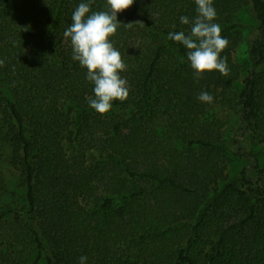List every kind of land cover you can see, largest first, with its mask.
I'll use <instances>...</instances> for the list:
<instances>
[{
    "label": "trees",
    "instance_id": "trees-1",
    "mask_svg": "<svg viewBox=\"0 0 264 264\" xmlns=\"http://www.w3.org/2000/svg\"><path fill=\"white\" fill-rule=\"evenodd\" d=\"M87 2L0 0V150L26 186L25 204L12 207L0 181V264H79L81 256L86 264H264V185L246 169L239 186L224 159L230 150L260 167L264 0H213L229 74L199 80L187 50L168 38L190 31L195 0H134L117 13L133 26L109 38L129 95L103 115L87 103L94 84L64 37ZM247 4L257 24L253 71L236 91L238 13ZM108 9L106 0L90 4ZM204 91L211 104L198 99ZM219 107L237 116L228 136ZM80 138L100 152L90 167L69 156Z\"/></svg>",
    "mask_w": 264,
    "mask_h": 264
},
{
    "label": "clouds",
    "instance_id": "clouds-1",
    "mask_svg": "<svg viewBox=\"0 0 264 264\" xmlns=\"http://www.w3.org/2000/svg\"><path fill=\"white\" fill-rule=\"evenodd\" d=\"M93 2L94 0H88L87 3L79 4L72 14V23L65 30L64 37L70 38L72 59L87 70L86 78L94 84V98L88 97L87 103L98 114L103 115L112 109L113 101H124L129 95L127 81L120 75L127 66L109 38L116 34L120 25L127 28L133 26L134 23L118 22L117 13L129 9L134 0H106L109 6L107 11L90 12V4ZM195 4L197 15L191 21L190 31L170 32L168 38L179 42L187 50V60L197 80L203 78V74L213 71L227 76V57L222 58L221 53L229 41L221 35V26L214 22L217 13L213 0H195ZM180 22L190 24L187 16H181ZM3 65L4 61L0 60V66ZM198 99L211 104L214 98L204 91ZM86 262L87 257L81 256L79 264Z\"/></svg>",
    "mask_w": 264,
    "mask_h": 264
},
{
    "label": "rangeland",
    "instance_id": "rangeland-1",
    "mask_svg": "<svg viewBox=\"0 0 264 264\" xmlns=\"http://www.w3.org/2000/svg\"><path fill=\"white\" fill-rule=\"evenodd\" d=\"M238 22L241 25L240 31L242 39L234 51L233 59L235 63L242 68V74L240 79L236 82V91L243 86L244 80L253 71V60L250 56V44L257 35V24L249 4L244 6L238 13ZM214 116L224 124L225 135L228 136L229 131L236 124V114L228 109L219 107L215 110ZM83 142L84 140H81L80 138L77 142L73 143L71 146L72 150L68 148V153L71 158H79V161L84 163V166L90 167L100 160V152L96 148V144L85 142L83 144ZM254 143L255 150L260 152V167L258 170H250L249 164L236 157L230 150L226 151L224 154L229 178L234 179L235 182L239 186L244 187V189H246V186H243L237 178L241 172L246 169L250 178L261 180L264 185V140H255ZM8 155L9 150H0V181L3 180L8 189L2 203L3 205L20 207L25 204L26 186L21 174L13 170L9 165V161H7ZM39 264L46 263L42 261Z\"/></svg>",
    "mask_w": 264,
    "mask_h": 264
}]
</instances>
